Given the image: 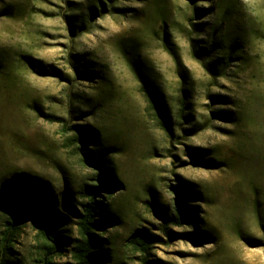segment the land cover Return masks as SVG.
Wrapping results in <instances>:
<instances>
[{
	"label": "rangeland",
	"instance_id": "rangeland-1",
	"mask_svg": "<svg viewBox=\"0 0 264 264\" xmlns=\"http://www.w3.org/2000/svg\"><path fill=\"white\" fill-rule=\"evenodd\" d=\"M48 116L91 127L118 182L99 198L115 218L101 264H142L141 230L159 264H264V0H0V185L44 186L76 238L96 172ZM176 186L192 193L181 226ZM4 226L0 213V237ZM41 256L28 222L14 263ZM51 259L72 263L71 248Z\"/></svg>",
	"mask_w": 264,
	"mask_h": 264
},
{
	"label": "trees",
	"instance_id": "trees-1",
	"mask_svg": "<svg viewBox=\"0 0 264 264\" xmlns=\"http://www.w3.org/2000/svg\"><path fill=\"white\" fill-rule=\"evenodd\" d=\"M103 12L107 9L101 6ZM141 91L148 103V110L162 129L168 131L166 116L162 112L159 99L145 84ZM179 99L180 113L183 115L189 110V95L186 88L181 90ZM50 121L64 123L63 119L48 116ZM63 125V124H62ZM66 134V142L73 146L81 161L93 168L96 177L93 179L97 184L85 186L83 189V201L78 209L74 210L77 237L66 235V216L55 205L53 194L44 186L33 183L26 175H14L9 184L0 185V213L5 218L4 231L0 237V264H15L13 260L14 244L20 236L22 227L30 222L41 245L42 264H52V256L60 255L71 248L72 263L68 264H101L103 251L100 250V235L115 222L104 211V203L100 200L101 192L108 191L110 194L118 187V182L107 181L105 178L112 176L113 169L108 167L105 153L90 149L94 142H99L91 127L63 125ZM68 130V131H67ZM175 219L170 222L181 226L186 221L184 199L192 198L190 191H185L180 186L173 187ZM104 214V217L101 218ZM195 223L197 218L189 219ZM132 245L137 252L142 254V264H159L150 259L151 242L148 234L138 231L132 240Z\"/></svg>",
	"mask_w": 264,
	"mask_h": 264
}]
</instances>
